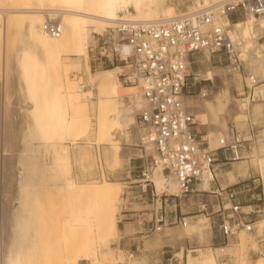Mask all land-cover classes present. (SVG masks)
<instances>
[{"label":"bare ground","instance_id":"6f19581e","mask_svg":"<svg viewBox=\"0 0 264 264\" xmlns=\"http://www.w3.org/2000/svg\"><path fill=\"white\" fill-rule=\"evenodd\" d=\"M220 1L192 0L189 9L204 8ZM182 11L177 9L174 0H0V165L3 177L0 186V240L4 249L3 264H79L80 259L88 260L90 264H99L101 259L103 264L121 262L120 256L111 257L107 248L115 234L120 232L116 219L123 186L108 179H103L101 183H83L80 177L71 176L74 163L75 166L78 163L82 166L87 158L78 154L74 162L70 144L66 142L81 147V140L89 138V95L92 93L84 89L85 85L80 82L82 78L76 79L72 71L77 72L84 61L86 77L98 88L97 141L99 150L101 143L106 144L103 148L106 159L111 167H115L121 161V142L132 139L128 128L137 125L135 113L144 105V98L139 86L121 83L119 74L124 71V66L93 72L89 63L90 46L99 42V35L108 36L113 41L112 38L117 37V27L124 22L171 18ZM49 18L62 22L60 36H52L43 30V23ZM223 20L228 19L215 17L214 23ZM233 27L232 36L237 44L238 56L242 59L244 56L251 71L247 76L249 86L253 87L251 94L241 100L229 86H220L217 90L202 88L199 96L184 95V103L190 112L206 117V112L210 110L215 124H219V116L223 113L239 120L247 117L252 100L256 101V110L264 104V41H260V36L264 34V15L247 14L235 20ZM206 56L210 61L211 54L206 52ZM210 73L213 75L212 71ZM254 73H261L259 81L262 83H257ZM17 89L31 103L27 107L31 121L25 138L30 137V142L37 138L41 143L37 147H45L52 154L50 164H41L35 144H26L19 155V180L15 176L18 183L12 180L15 173L11 167L14 151L11 148L13 135L25 119L17 113L13 97ZM211 131L207 137L209 147L216 149L223 135L217 139L214 133L220 134L219 129ZM147 151L152 152L153 145L147 144ZM260 151L264 153V144ZM255 162L264 180V155L258 156ZM242 172V165L237 171L229 170V181H235ZM151 178L159 196L180 195L177 179L160 168L154 170ZM61 180L65 184L59 183ZM46 181L55 184L51 192L54 194L43 191ZM200 187L212 190L208 178ZM47 196L63 199L71 208L70 215L54 219L56 204L44 202L42 198ZM60 221L65 226L53 228V223ZM176 226L168 231L170 242L181 239L187 231L202 236L209 228V218L205 213L186 226ZM256 227H264V218L256 223ZM251 234L254 235L242 230L240 244L246 245ZM156 236L153 242H157ZM66 237H71L76 247L68 254L62 251V238ZM58 256L64 258L57 260ZM262 260L264 256H258L253 264ZM139 263L140 260H131V264ZM189 264L219 263L214 251L210 250L202 260L190 255Z\"/></svg>","mask_w":264,"mask_h":264},{"label":"built area","instance_id":"2783aa9c","mask_svg":"<svg viewBox=\"0 0 264 264\" xmlns=\"http://www.w3.org/2000/svg\"><path fill=\"white\" fill-rule=\"evenodd\" d=\"M234 13L242 14L240 18L247 14L264 15V0H221L204 8L179 12L171 18L124 22L117 27V37L104 43L107 45L102 47L101 54L113 64L117 62L125 67L119 75L121 83L139 86L144 98V105L135 113L137 125H134L139 145L145 149H140L139 156L142 159L141 189L144 192L150 189L153 199L159 196L151 178L156 168L177 179L180 195H174L176 197L209 192L200 187L208 178L214 187L211 192L216 203L210 206L205 203L203 211L220 217V220H211L221 236L218 244H228L230 238L244 230L255 235L254 254L264 256V232L256 227L253 217L260 210H245L244 206L251 202L250 195L242 194L241 186H222L218 177V150L229 148L238 154L242 138L233 132L230 141L223 137L220 146L211 149L209 141L195 128V116L184 103V95L197 94V78L192 71L197 54L209 52L212 61L217 54L219 60L223 55L239 58L232 36L235 20L230 15ZM215 17L228 20L214 23ZM43 30L60 36L63 25L58 19L49 18L44 21ZM254 131L252 125L248 139L253 137ZM147 144L153 145L152 154H148ZM189 217L156 206L151 221L155 231H163L172 224L186 226ZM192 252L193 249H186V257ZM3 254L0 240V264H3ZM136 254L135 250H128V257Z\"/></svg>","mask_w":264,"mask_h":264},{"label":"rangeland","instance_id":"374dc122","mask_svg":"<svg viewBox=\"0 0 264 264\" xmlns=\"http://www.w3.org/2000/svg\"><path fill=\"white\" fill-rule=\"evenodd\" d=\"M174 2L176 3L177 9L183 11L188 10L189 6L193 4L192 0H174ZM241 16L242 14L234 13L230 15V18L232 20H237ZM109 41L110 38L108 36L99 35V42H97L95 46L94 45L90 46L89 63L91 65V68L93 69L92 70L93 72L118 65L123 66L122 64H119L117 62L113 64L101 54L102 47L107 45L104 43H108ZM260 41H264V34L260 36ZM219 57H220L219 54H217L215 55V61H212V59L211 61H208L206 53H200L196 55V62L193 63L192 65V71L195 73V75L197 76L196 73L198 71L201 72L203 69L210 67L213 73V77L196 79L195 92L199 93L201 87L204 86L209 89H218L220 86H229L233 94L236 95L237 98L241 100H245V98L249 94H251L253 87L249 86L250 84L247 79V76L249 75V73H251V71H249L246 66V61L244 60V56L242 59L241 57L238 58L237 56L223 55L221 60H219ZM200 59L204 60V62L201 63ZM124 70L126 69L124 68ZM85 74H86L85 62L82 61L81 68L77 70V72L72 71V75H74L76 79H79L81 77L82 79L80 82L83 85H85L84 89L86 91H90L93 93L92 94L89 92L91 94L89 95V99H90L89 102L91 103L90 136L89 138H87L88 140L87 139L81 140L82 141L81 145H83L81 147H76L74 146V144L70 143L69 141H67L66 144H70V150L74 162H75V157L78 156V154L82 156L86 155L87 158V160L83 162L84 163V165H82L83 167L79 163H78L79 165L77 164L75 166L76 162L74 163L71 176H73L74 178L80 177L83 183H86L87 181L101 183V181L103 182V179H108L114 182H120L121 187L123 186L121 200H120V211L118 212L116 219L120 232L115 234V236L111 241V244L107 248V252L109 253V255L111 257L120 256L121 262L119 264H131V260H136V259L140 260L141 264L142 263L143 264H187L189 260L186 257V249H193V252L191 254L197 260H202L204 259L205 254L209 252L212 248L214 250V254L219 264H250V263L253 264L254 263L253 261L258 257L252 251L253 248L256 247V244L254 242L255 235L252 234L249 235V240L247 241L246 245H241L239 242V239L241 237L240 236L241 231L237 236L230 238L228 244H212V237L218 231L217 228L214 227L211 218L209 219L208 230H210L211 226L213 227L209 234H208V230L202 236H198V234L194 231H187L186 233H184V236L186 234L189 235L183 241L178 242L174 245L166 241L164 242L167 235L166 230L164 229L158 234V240L156 241L159 242L157 244H149V247L147 248V252H145L146 253L145 255L144 250L147 247L146 244L149 243L147 241H151L155 236V233H157L153 229L152 231H149V233H147L148 236L144 238L145 245L143 246L144 248L143 251L140 254H136L135 257H131V258L128 257V250L131 246L130 244L134 242L135 235L132 233H134L135 229L138 228L137 224H139L137 217L133 215V213H136L137 210H139L140 212L142 208L148 207L150 208L148 209V211L150 212V217H151L152 216L151 212L156 206L158 207L168 206L167 208H170V206L175 204L176 202L185 203L186 198H188L189 196L185 197L183 195L181 197H176L174 195L169 194L167 196H162V197L156 196L153 199L150 189H149L150 194H143V195L141 194L142 186L141 183H139V179H141L142 177L141 176L142 159L139 156L141 154L140 149L141 148L144 149V147H141L139 145L140 143L139 137L137 138L135 137L138 135H137V129L135 128L134 125H131L128 128V130L132 132V136H133L132 139L126 142L125 141L121 142L122 148H121L120 163L115 167H111L108 164V161L106 159L107 156L105 154V150L103 149L105 148L104 146H106V144L101 143V148L99 150V142L97 141V136H96L97 121H98L97 117L99 115L97 104H98V99L100 98V94L98 93L99 92L97 90L98 88L92 85V83H90L89 77L88 76L86 77ZM253 76L257 80V83H262V81H259L261 73H254ZM19 91L20 90L17 89L13 97L15 98V103H16L15 105L18 109L17 113L21 114L24 117L25 121L22 125L20 124L21 126H19V128L17 127L13 135V140H12L13 145L11 144L12 145L11 149L14 150V151L11 150L13 153L12 156L13 160L10 158L11 161H13V163L11 162L12 163L11 165H13L11 166L13 168L12 172L15 173L14 177H12V180H14V182L16 181L17 183L21 171L20 163H18L19 155L20 152H23V150H25L26 144L27 145L30 143H31L30 145L35 144L34 147L36 146V151L38 152L36 155L41 164L46 163L45 165H48L51 163V159H52L51 157L52 154L50 153L49 150H47L45 147H41V148L37 147L38 144H41L37 138H35L36 139L35 140L32 137L33 140H31V142H30L31 139L30 137L25 138V136L28 134L27 130H29L28 123L31 121L27 107L28 105H31V103L26 101L24 94L21 91L20 92ZM251 103L252 104L247 110V117L246 116L242 117V120L241 118L239 120L223 115L220 118L221 120V124L219 126L220 134L219 132H215L214 133L215 137L214 135H212V137L218 139L223 135V137L227 138V140L230 141L233 138V132H234L235 135L239 134L240 137L242 138V141L240 143H242L243 145L239 147V155L233 152V150L229 148H223L218 150V154H217L218 156L217 165H218V173H219L218 177L221 183L228 182L229 185L231 184L234 185L235 187L241 186V189L244 190L242 194L250 195L251 198L250 203L253 204V209L260 210L259 212L254 213L253 217L255 218L256 221H261V219L264 218V196H263L264 184L262 182L260 169L258 168L257 162L255 161H257L258 156L264 155V153L260 151L261 146L264 144V104L260 110H256L255 109L256 101L252 100ZM201 121H202L201 118H198V123H196L195 128L200 130L202 135L211 134L209 125L201 124ZM252 125L255 126L254 135L251 139H248L250 138L249 130L251 129ZM23 137L25 140L23 139ZM26 141H28V143ZM152 153L153 151L148 152V154H152ZM0 164H2V162H0ZM241 165L244 167V172H242V174H240L235 181L232 182L229 181L227 171L229 170L237 171V168ZM15 176L17 180L15 179ZM2 180H3L2 166L0 165V186L2 184ZM59 183L65 184V181L61 180ZM54 185L55 184L52 181H46L44 187L46 186L47 189L46 187L42 188L45 194H50L51 192H53ZM155 191H156V187H155ZM207 194H214V193L201 192L200 195H196V196L206 198ZM46 198L43 197L42 200H44V202H47L48 204L50 203L56 204V209L54 210V214L52 216L54 219L59 217H66L67 215H70L71 208H68V206H66L65 202H63V199H52L51 197L49 198L48 196ZM165 199L168 201H166ZM144 200L146 202L144 204H141L140 202ZM187 205H184L185 211L188 210ZM201 206L202 208L204 207L203 205ZM218 207H219L218 205L215 206L216 209ZM250 209L252 208L246 207L245 210H250ZM144 211L146 210H143L141 212ZM201 213H206V211H195L193 213H188V215L191 216ZM206 215L208 218L210 217L209 214L206 213ZM56 224L57 222L53 223L52 225L53 228L59 229L65 226V223H61V221L58 222L57 225ZM175 225L177 224H172L167 227H172ZM127 227H131L132 231L128 232ZM260 231L264 232V227L260 228ZM120 237L121 238L125 237V239H121ZM62 241H63L62 251L65 254L72 253L76 250L75 244L72 241L71 237L62 238ZM252 242H254V244ZM221 246L225 247V251H222L221 249H217V247H221ZM246 248H248V250ZM178 251H183V253L177 254ZM63 256H58L57 260H62L65 257ZM164 257L170 258V260H164ZM142 260L144 261L142 262ZM87 262L88 260L80 259L79 264L82 263L90 264ZM99 264H103L102 259ZM259 264H264V260L260 261Z\"/></svg>","mask_w":264,"mask_h":264},{"label":"crops","instance_id":"0c3cea01","mask_svg":"<svg viewBox=\"0 0 264 264\" xmlns=\"http://www.w3.org/2000/svg\"><path fill=\"white\" fill-rule=\"evenodd\" d=\"M206 53V52H205ZM211 59H212V57H211ZM200 61H201V63H203L204 62V60H202V59H200ZM211 61V60H210ZM206 71H207V74H206ZM210 71H212L211 70V68L210 67H208V68H205L204 69V71H201V73L198 71L197 72V74H198V76H197V78L198 79H200V78H212L213 77V75H210L211 73H210ZM203 72V73H202ZM204 73H205V75H204ZM213 74V73H212ZM210 75V76H209ZM200 76V77H199ZM204 88H206V89H209V88H207V87H201V91L203 90ZM213 90H217V89H213ZM200 91V92H201ZM199 93H197V94H192V95H190V96H199L198 95ZM189 96V95H188ZM205 111H207V109L205 108L204 109ZM208 112V113H207ZM206 112V114H207V116L206 117H204V116H202V115H200V116H195V113L194 112H192L193 114H194V116H195V123H198V118H201V124H208L209 125V128H210V131L211 130H218L219 129V126H220V124H221V120H220V118L224 115V116H228V114L227 113H223V114H220V116H219V124H215L214 123V121H215V119H214V115H212V112L210 111V110H208ZM229 117L230 118H234V119H236L234 116H232V115H230L229 114ZM212 132V131H211ZM138 135V134H137ZM205 136V138L207 139V140H209L207 137L209 136V135H204ZM133 137V136H132ZM136 138L137 137H139V135L138 136H135ZM209 145H210V141H209ZM121 148L122 147H120V150H119V155H120V157H121ZM238 151V150H237ZM238 155H239V151H238ZM240 162H242V161H240ZM228 172V171H227ZM261 174V173H260ZM218 175H219V173H218ZM261 177H263V175L261 174ZM229 179V178H228ZM239 182V181H238ZM237 182V183H238ZM262 182H264V180H263V178H262ZM223 186H226V185H229V183L227 182V183H221ZM211 187H212V190L211 191H213V186H212V184H211ZM141 191H142V195L143 194H150L149 192L147 193V192H144L142 189H141ZM211 191H209V192H211ZM212 193V192H211ZM197 195V193H192V194H189V195H186L185 197H187V196H189L188 198H186V202L185 203H182V202H180V203H175V204H173V205H171L170 206V208H167L168 206H165V208H166V210L167 211H169V210H175L176 211V214H180V213H184V214H188V213H193V212H195V211H203V208H202V206L201 205H203L204 206V203H207L208 204V206H210L211 204H214L215 205V195L214 194H207V197L206 198H203V197H199V196H196ZM146 201L144 200V201H141L140 203L141 204H144ZM188 204V205H187ZM184 205H187V208H188V210L187 211H185L184 209ZM246 207H249V208H252L253 209V204H246L245 206H244V208L246 209ZM148 209H150V208H148V207H145V208H142L141 210H140V212H139V210H137V212L136 213H133V215H135L136 217H137V220H138V222H139V224H137V227L138 228H136L135 229V231H134V233H132V234H134L135 236H134V242H132L130 245V248H129V250L130 249H132V250H135L136 252H137V254H140L142 251H143V246L145 245V243H144V238L145 237H147L148 236V234L147 233H149V231H152L153 230V227H154V222L153 221H151V218L153 217V210H152V212H151V214H152V216L150 217V212L148 211ZM143 210H146V211H144V212H141V211H143ZM201 214H205V213H201ZM201 214H196V215H191L189 218H188V222H192V221H194L195 219H196V217L197 216H199V215H201ZM171 215H173L172 213H171ZM211 217V219L212 220H214V219H217V220H220V217L218 216V215H211L210 216ZM210 217H209V219H210ZM258 221H256V223H257ZM178 226H180L181 224H177ZM125 227H126V225H125ZM173 227H177L176 225L175 226H172V227H167L166 226V228H164L165 230H166V239L164 240V242L166 241V242H168V243H170V244H172V245H174V244H176V243H178V242H181V241H183L189 234H186L185 236H183L181 239H178V240H175V241H173V242H170L169 241V229L170 228H173ZM211 229H212V226H211V228H210V230H208V234L211 232ZM127 231L128 232H130V231H132V228L131 227H127ZM218 231V230H217ZM156 232H158V231H156ZM159 232H161V231H159ZM156 235H158V234H156L155 233V236ZM155 236L153 237L154 239H155ZM198 236H200V235H198ZM157 237V236H156ZM121 238V237H120ZM121 239H125V237H122ZM154 239H152L151 241H147V242H149V243H147L146 245H147V247H146V249L144 250V254L146 255V253L145 252H147V248L149 247V244H157L159 241H157V242H153L154 241ZM221 241V236H220V234H219V232H217L216 234H214V236L212 237V244H218L219 242ZM217 249H221L222 251H225V247L224 246H221V247H217ZM211 250H213L212 248H211ZM214 251V250H213ZM180 253H183V251H178L177 252V254H180ZM190 255H192L191 253L188 255V262H187V264H189V262H190ZM164 260H168V258L167 257H164ZM219 263V262H218Z\"/></svg>","mask_w":264,"mask_h":264}]
</instances>
